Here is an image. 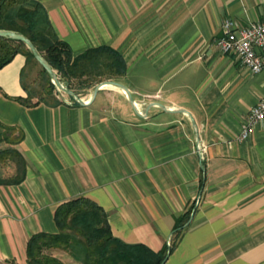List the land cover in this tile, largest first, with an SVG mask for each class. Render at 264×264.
I'll use <instances>...</instances> for the list:
<instances>
[{
  "label": "crops",
  "instance_id": "obj_1",
  "mask_svg": "<svg viewBox=\"0 0 264 264\" xmlns=\"http://www.w3.org/2000/svg\"><path fill=\"white\" fill-rule=\"evenodd\" d=\"M36 1L75 55L109 46L125 57L118 82L135 105L105 86L87 105L26 107L27 57L0 70V123L24 130L27 163L22 183L0 185V264H26L30 238L58 233L56 210L78 197L108 213L114 237L154 252L191 210L168 264H264V122L240 140L264 72L215 43L228 19L263 21L264 0Z\"/></svg>",
  "mask_w": 264,
  "mask_h": 264
},
{
  "label": "trees",
  "instance_id": "obj_2",
  "mask_svg": "<svg viewBox=\"0 0 264 264\" xmlns=\"http://www.w3.org/2000/svg\"><path fill=\"white\" fill-rule=\"evenodd\" d=\"M0 30L15 31L29 38L57 72L61 81L79 96L80 90H91L102 82L118 81L127 73L125 57L109 46L91 48L75 55L71 46L54 29L44 6L36 0H0ZM18 54L35 60L34 54L22 42L0 37V70ZM49 86L55 89L50 80ZM28 91L27 97L16 100L26 107L45 102ZM79 104L77 100H74ZM61 103V102H56ZM25 132L17 126L0 123V185H17L26 179L27 163L17 146ZM15 165L16 173L5 176L4 167ZM191 210L176 221V233L171 245L154 252L143 244L130 245L114 237L108 213L94 200L78 197L64 202L55 213L58 233H38L27 245L26 264H65L53 255L57 249L70 253L82 264H168L189 222Z\"/></svg>",
  "mask_w": 264,
  "mask_h": 264
},
{
  "label": "built area",
  "instance_id": "obj_3",
  "mask_svg": "<svg viewBox=\"0 0 264 264\" xmlns=\"http://www.w3.org/2000/svg\"><path fill=\"white\" fill-rule=\"evenodd\" d=\"M220 53L235 55L242 65L254 74L264 72V20L238 29L235 23L228 19L223 23V35L216 40ZM264 122V98L248 113L240 140H247L256 126ZM200 146L199 152L203 149Z\"/></svg>",
  "mask_w": 264,
  "mask_h": 264
},
{
  "label": "rangeland",
  "instance_id": "obj_4",
  "mask_svg": "<svg viewBox=\"0 0 264 264\" xmlns=\"http://www.w3.org/2000/svg\"><path fill=\"white\" fill-rule=\"evenodd\" d=\"M25 82L28 87V90L33 96L41 97L47 102H64L70 101L74 102V98L70 97L66 92L60 89L50 77V80L55 86V89L52 91L51 87L49 86V78L44 73L43 67L35 60H32L27 63L26 71H25ZM60 78V77H59ZM65 87L68 88L66 82L61 81ZM95 89V87L91 90H80L81 98L88 99V95H91V92ZM87 97V98H86ZM0 148H5V146H0ZM5 176H13L16 173L15 165L12 164L11 166L4 167ZM171 245V244H170ZM55 252V251H53ZM52 252V253H53Z\"/></svg>",
  "mask_w": 264,
  "mask_h": 264
},
{
  "label": "water",
  "instance_id": "obj_5",
  "mask_svg": "<svg viewBox=\"0 0 264 264\" xmlns=\"http://www.w3.org/2000/svg\"><path fill=\"white\" fill-rule=\"evenodd\" d=\"M0 37L10 38V39L24 43L31 50V52L34 54L37 62L49 74V76L52 78L54 83L60 89H62L64 92H66L70 97L76 99L81 105L90 104L96 98L99 91L101 89H103L105 86H116V87L123 89L127 93L131 103L133 105H135V100H134V97H133L130 89L125 84L118 82V81H113V80L105 81V82H102L99 85H97L96 88L94 89L92 99L90 101H86L85 99L81 98L77 93H75L74 91H72L69 88L64 86V84L61 82L57 72L53 69V67L50 65V63L40 53V51L37 49L35 44L29 38H27L25 35L20 34L18 32H15V31L0 30Z\"/></svg>",
  "mask_w": 264,
  "mask_h": 264
},
{
  "label": "bare ground",
  "instance_id": "obj_6",
  "mask_svg": "<svg viewBox=\"0 0 264 264\" xmlns=\"http://www.w3.org/2000/svg\"><path fill=\"white\" fill-rule=\"evenodd\" d=\"M106 88V87H105Z\"/></svg>",
  "mask_w": 264,
  "mask_h": 264
}]
</instances>
